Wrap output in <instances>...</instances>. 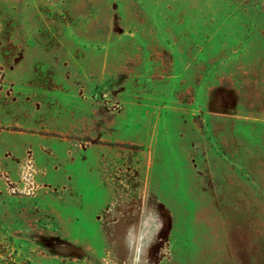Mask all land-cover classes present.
<instances>
[{
    "label": "rangeland",
    "instance_id": "obj_1",
    "mask_svg": "<svg viewBox=\"0 0 264 264\" xmlns=\"http://www.w3.org/2000/svg\"><path fill=\"white\" fill-rule=\"evenodd\" d=\"M0 264H264V0H0Z\"/></svg>",
    "mask_w": 264,
    "mask_h": 264
}]
</instances>
